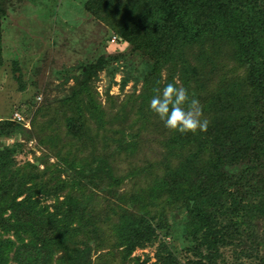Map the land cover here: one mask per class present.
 Segmentation results:
<instances>
[{
    "label": "rangeland",
    "instance_id": "rangeland-1",
    "mask_svg": "<svg viewBox=\"0 0 264 264\" xmlns=\"http://www.w3.org/2000/svg\"><path fill=\"white\" fill-rule=\"evenodd\" d=\"M6 1L0 42L3 62L0 66V129H14L0 135V151L7 148L14 152L11 154L12 165L5 174L0 172V178L4 175L13 180L20 176L25 180L36 173L42 176L39 187L40 183L48 186L44 181L53 179L46 188L49 190L57 179L58 182L64 181L74 186L72 191L84 203L87 213L108 216L107 222L95 227L99 240L91 237L96 242L92 243L96 251L91 254V264L104 261L135 264L131 262L134 259L138 264L156 262L157 242L123 257L122 247L117 246L114 236H104L112 230L118 216L123 215L122 210H134L132 213L140 216L149 211V216H156L159 223L168 221L169 225L179 226V230L173 231L172 240L167 238L166 242L172 250L176 249L178 263L187 264L194 256L179 233L183 227L179 221H186L182 218V200L170 205L165 197L162 198V192L152 193V187L163 185L168 180V184L172 183L170 176L176 172L184 175L180 168L192 146L184 149L173 146L169 142L171 133L159 116L151 111L150 101L157 94L152 92V83L145 81L151 74L141 72L143 78L139 81L133 79L122 85L127 68L132 67L136 73L133 72V76L137 78L139 71L151 63L148 60L151 57L145 54L146 51L133 53L129 46L123 53L125 60L118 63V71L113 77L105 68L97 70L75 100L64 101L65 97L70 99L72 90L82 79L79 67L94 64L106 56V41L116 35L115 32L101 19L85 11L86 0ZM113 38L115 41V36ZM224 51L211 57L200 56L196 51L187 53L188 64L195 71L185 79L180 77V65L175 68L169 65L168 70L160 72L159 89L168 83L187 89L190 98L199 100L202 119L209 121L211 115L207 114L209 108L206 105L216 97L227 101L230 94L232 98L230 89L233 88L234 92L235 85H242L244 81L245 68L234 62L231 52ZM14 73H20L18 80L13 78ZM239 92L237 88L236 94ZM100 111L102 115L99 116ZM262 118L261 124L264 125V115ZM233 149V153L229 152L232 156L230 161L236 162L233 165L242 179H245L243 164L245 166L250 159L249 166L253 170L248 177L253 173L254 182H258V187L264 191L262 153L258 154L254 145L246 148L239 144ZM210 154L209 149L199 152L194 161L199 169H205L206 162L215 158ZM97 157L95 163L87 167V163ZM62 160H74L75 170L80 166L86 167L82 170L83 176L79 172L73 173ZM98 165L105 166V173L111 177L91 179L87 168L94 169ZM233 165L225 168H233ZM115 182L118 183L116 190H106ZM31 184L26 182L27 186ZM238 190L230 188L233 194ZM23 197H18V200ZM39 198L42 199L43 194ZM63 198L61 196L60 200ZM45 202L53 203L51 200ZM254 204L259 205L260 200L255 199ZM239 211L233 223L236 230L233 236L239 242L237 248L220 249L216 264H233L238 254L236 250H256L251 236L259 245V255L264 256V221L257 217H244L248 213L242 209ZM225 221L223 224L227 225L229 220ZM159 237H162L161 232ZM10 264L17 263L10 260ZM53 264L60 263L55 260Z\"/></svg>",
    "mask_w": 264,
    "mask_h": 264
},
{
    "label": "trees",
    "instance_id": "trees-1",
    "mask_svg": "<svg viewBox=\"0 0 264 264\" xmlns=\"http://www.w3.org/2000/svg\"><path fill=\"white\" fill-rule=\"evenodd\" d=\"M5 1L0 0V42L2 22L6 17ZM84 9L113 29L116 40L110 43L113 36L107 39L106 56L94 64L79 67L82 79L72 90L70 99L65 97L64 101L75 100L97 70L105 68L113 77L118 71V63L125 60L123 53L129 46L133 53L146 51L151 63L139 71L137 78L133 76L132 67L127 68L122 85L133 79L139 81L143 78L141 72L151 74L145 81L152 83L153 93L160 87V72L168 70L169 65L174 68L180 65V77L185 79L195 71L186 57L192 51L211 57L225 50L232 53L235 63L245 68L243 84L237 83L234 92L230 89L232 98L230 94L227 101L216 97L206 105L209 108L207 114L211 116L205 134L202 131L181 134L168 129L171 133L169 142L173 146L181 149L192 146V151L181 165L184 175L176 172L170 176L172 183L168 184V180L152 187V193L162 192V198L165 197L170 205L182 200V218L186 221H179L183 226L180 237L187 241V249L197 259H191L187 264H216L220 249L237 248L239 242L233 236L236 231L233 223L239 209L248 213L244 217L264 221V191L258 187V182H254L253 173L248 177L253 170L249 166L252 161L248 159L247 164H243L245 179L233 165L236 162L230 161L233 146L239 144L246 148L254 145L257 153L264 157V125L261 124L264 115V0H86ZM2 63L0 44V66ZM13 78L18 80L20 73H14ZM14 127L19 129V126ZM11 129L14 128H1L0 135ZM208 149L215 158H210L207 167L201 170L194 161L201 150ZM13 152L7 148L0 151L1 173L8 172ZM96 159L98 157L89 161L87 167ZM73 161L62 160L73 173L79 172L83 176L82 170L86 167L75 170ZM232 165L233 168H225ZM104 168L100 165L87 168V173H91L88 176L98 180L111 177ZM41 178L36 173L25 180L20 176L13 180L4 175L0 178V264H10V260L17 264H53L55 260L60 264H91V254L96 251L92 243L100 238L95 227L107 222L108 216L87 213L84 203L75 197L73 185L70 187L57 179L49 190L46 188L53 179L44 181L48 186L40 183L39 187ZM26 182L32 184L27 186ZM117 184L109 185L106 190H116ZM231 187L239 189L238 192H230ZM42 194L41 199L39 195ZM22 195L24 197L18 200ZM61 196L64 200H60ZM257 198L259 205L254 204ZM46 200L53 203L47 204ZM132 211L122 210L123 215L118 216L112 230L104 236H114L117 246L122 247L123 257L157 242L154 264H179L176 249L172 250L166 239L172 240L173 231L180 227L169 225L168 221L159 223L156 216H149V211L141 216ZM225 220H229L227 225L223 224ZM160 232L162 237H159ZM251 239L256 250H236L238 254L233 264H264L256 238L251 236ZM16 242L20 244L16 245ZM104 262L99 264H110ZM131 262L138 264L137 259Z\"/></svg>",
    "mask_w": 264,
    "mask_h": 264
},
{
    "label": "clouds",
    "instance_id": "clouds-1",
    "mask_svg": "<svg viewBox=\"0 0 264 264\" xmlns=\"http://www.w3.org/2000/svg\"><path fill=\"white\" fill-rule=\"evenodd\" d=\"M154 91L157 94L150 101V109L167 129L181 134L207 131L209 121L202 119L200 102L194 97L190 98L187 89L168 83L162 90L157 88Z\"/></svg>",
    "mask_w": 264,
    "mask_h": 264
},
{
    "label": "built area",
    "instance_id": "built-area-1",
    "mask_svg": "<svg viewBox=\"0 0 264 264\" xmlns=\"http://www.w3.org/2000/svg\"><path fill=\"white\" fill-rule=\"evenodd\" d=\"M111 42H114V38L111 40Z\"/></svg>",
    "mask_w": 264,
    "mask_h": 264
}]
</instances>
